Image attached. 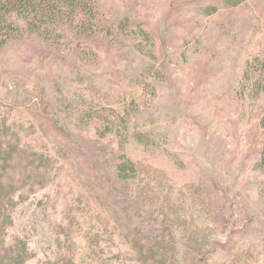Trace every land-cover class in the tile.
Masks as SVG:
<instances>
[{"label": "rangeland", "instance_id": "374dc122", "mask_svg": "<svg viewBox=\"0 0 264 264\" xmlns=\"http://www.w3.org/2000/svg\"><path fill=\"white\" fill-rule=\"evenodd\" d=\"M92 4L108 37L0 54L6 244L26 264H264V0Z\"/></svg>", "mask_w": 264, "mask_h": 264}, {"label": "trees", "instance_id": "16d2710c", "mask_svg": "<svg viewBox=\"0 0 264 264\" xmlns=\"http://www.w3.org/2000/svg\"><path fill=\"white\" fill-rule=\"evenodd\" d=\"M232 1L237 5L242 0ZM69 29L78 47L100 36L106 37L105 34L109 36L113 31L111 26L98 21L92 0H0V54L11 47L24 50L35 40L51 45L67 41ZM118 172L121 175L135 174V165L132 162L120 164ZM7 214L1 204L0 264H26V251L6 244L5 228L13 222Z\"/></svg>", "mask_w": 264, "mask_h": 264}]
</instances>
